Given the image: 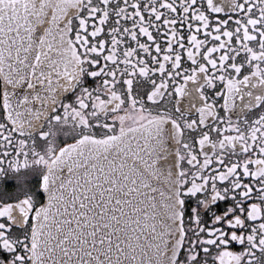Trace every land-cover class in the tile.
<instances>
[{
    "label": "snow or ice",
    "instance_id": "obj_1",
    "mask_svg": "<svg viewBox=\"0 0 264 264\" xmlns=\"http://www.w3.org/2000/svg\"><path fill=\"white\" fill-rule=\"evenodd\" d=\"M0 264H264V0H0Z\"/></svg>",
    "mask_w": 264,
    "mask_h": 264
}]
</instances>
